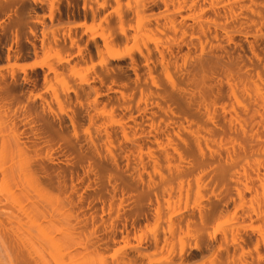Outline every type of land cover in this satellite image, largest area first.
Masks as SVG:
<instances>
[{
	"label": "bare ground",
	"instance_id": "1",
	"mask_svg": "<svg viewBox=\"0 0 264 264\" xmlns=\"http://www.w3.org/2000/svg\"><path fill=\"white\" fill-rule=\"evenodd\" d=\"M202 245L264 264V0H0V264Z\"/></svg>",
	"mask_w": 264,
	"mask_h": 264
},
{
	"label": "rangeland",
	"instance_id": "2",
	"mask_svg": "<svg viewBox=\"0 0 264 264\" xmlns=\"http://www.w3.org/2000/svg\"><path fill=\"white\" fill-rule=\"evenodd\" d=\"M23 63L25 65H30L32 63V60H28L27 62H23ZM142 73H143V71H142ZM104 94H106V93L103 92V90H101V95H104ZM100 101L107 102V99H106V97L102 96V98H100ZM147 226L152 227V225L148 224V223H147ZM142 229H143V231H145V227H142ZM215 244H217V243H215ZM113 249H116V247H113L109 251V253H107L108 256L113 253ZM210 256H211V249L207 248L205 245H202L201 250H191L188 246V248L186 249V251L183 255V261L185 264H201ZM108 260L110 262L112 261L110 256L108 257Z\"/></svg>",
	"mask_w": 264,
	"mask_h": 264
}]
</instances>
